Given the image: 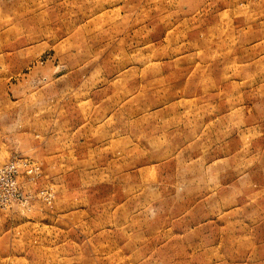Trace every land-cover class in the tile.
Masks as SVG:
<instances>
[{"label": "rangeland", "instance_id": "1", "mask_svg": "<svg viewBox=\"0 0 264 264\" xmlns=\"http://www.w3.org/2000/svg\"><path fill=\"white\" fill-rule=\"evenodd\" d=\"M0 264H264V0H0Z\"/></svg>", "mask_w": 264, "mask_h": 264}]
</instances>
